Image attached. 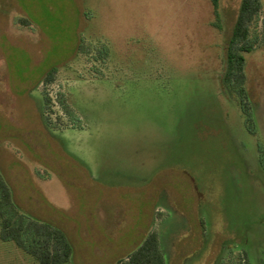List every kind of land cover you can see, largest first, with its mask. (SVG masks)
I'll use <instances>...</instances> for the list:
<instances>
[{
    "label": "rangeland",
    "instance_id": "rangeland-1",
    "mask_svg": "<svg viewBox=\"0 0 264 264\" xmlns=\"http://www.w3.org/2000/svg\"><path fill=\"white\" fill-rule=\"evenodd\" d=\"M240 2L0 0V171L23 213L65 232L70 264H116L151 231L167 264H264V0L251 128L220 82ZM103 42L107 75L86 74L79 48ZM43 88L53 120L69 121L63 91L81 123L47 127ZM0 264L38 263L0 239Z\"/></svg>",
    "mask_w": 264,
    "mask_h": 264
},
{
    "label": "trees",
    "instance_id": "trees-1",
    "mask_svg": "<svg viewBox=\"0 0 264 264\" xmlns=\"http://www.w3.org/2000/svg\"><path fill=\"white\" fill-rule=\"evenodd\" d=\"M218 15L219 0H212ZM262 0H241L232 32L225 47V65L220 79L221 86L230 95H234L248 128L254 123L253 111L248 103L246 89V55L254 49L249 40L251 26L262 10ZM101 45H86L78 53L90 75L105 76L111 60L106 42ZM96 63L95 67L91 63ZM91 65V66H89ZM57 80L56 70L48 72L42 83L47 85ZM45 87V86H44ZM42 118L45 125L52 129L68 127L75 122L81 123L78 111L73 107L68 95L63 91L56 93V100L69 121L62 122L60 116L51 118L53 98L48 91H42ZM0 239L11 241L38 264H70L72 245L65 232L48 222L39 221L23 213L14 200L11 186L0 171ZM248 254L233 253L221 264H249ZM116 264H167L166 254L157 231H151L143 242L126 258Z\"/></svg>",
    "mask_w": 264,
    "mask_h": 264
}]
</instances>
